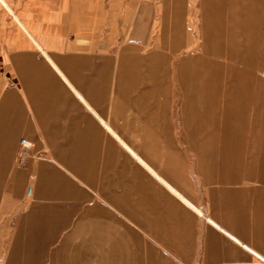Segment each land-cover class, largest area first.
<instances>
[{
    "label": "crops",
    "instance_id": "crops-1",
    "mask_svg": "<svg viewBox=\"0 0 264 264\" xmlns=\"http://www.w3.org/2000/svg\"><path fill=\"white\" fill-rule=\"evenodd\" d=\"M166 1L211 70L180 63L177 109L97 1L0 0V264H264V0Z\"/></svg>",
    "mask_w": 264,
    "mask_h": 264
},
{
    "label": "rangeland",
    "instance_id": "rangeland-1",
    "mask_svg": "<svg viewBox=\"0 0 264 264\" xmlns=\"http://www.w3.org/2000/svg\"><path fill=\"white\" fill-rule=\"evenodd\" d=\"M96 1L97 3L89 5L90 13L91 11L94 13L97 12V22L95 24L98 26V41L100 44H104L106 49L117 50L125 45H136L139 48L143 47L146 48V53H150L153 56L155 65H157L156 62L161 56L165 57L163 59L166 63L164 68L166 70L165 72H168V77L171 81L169 86L171 87L170 93H173L175 99L174 109H177V105L181 103L176 100L177 94L181 93L180 88L178 89L176 84L177 68L180 63H185L184 74L186 77L191 78L198 75V71H194L192 67L191 62L193 60L200 61V74L202 77H208L210 75L211 70L207 67V63L205 64L208 60V53L202 50L204 38L198 30V20L201 13L198 11L199 4L197 2L195 3L193 1V3L184 6L185 15L184 19L182 18L180 22V25L182 24V30L184 28V37L182 39V36L177 35L179 32L176 29L178 20L174 14L175 11H172L174 6L168 5L166 0ZM90 24H92V20ZM179 41L180 43L178 45ZM164 44L168 45L167 49H171L168 53L162 50V48H166ZM179 47L181 50L171 52L172 49ZM166 57H168V61ZM155 65L153 76L160 75L159 72L164 76L161 68L158 70ZM185 87L187 88V86ZM32 157H37V155L33 154L31 155ZM190 159L192 160V157ZM14 165L17 168H25L27 166L25 164L24 167H18L16 160H14Z\"/></svg>",
    "mask_w": 264,
    "mask_h": 264
},
{
    "label": "built area",
    "instance_id": "built-area-1",
    "mask_svg": "<svg viewBox=\"0 0 264 264\" xmlns=\"http://www.w3.org/2000/svg\"><path fill=\"white\" fill-rule=\"evenodd\" d=\"M16 153V165L18 167H24L27 160L33 155L32 144L25 139L20 140L18 151Z\"/></svg>",
    "mask_w": 264,
    "mask_h": 264
}]
</instances>
